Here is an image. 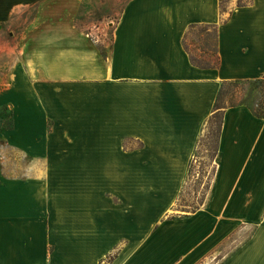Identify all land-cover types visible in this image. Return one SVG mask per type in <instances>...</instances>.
<instances>
[{
	"label": "crops",
	"instance_id": "obj_1",
	"mask_svg": "<svg viewBox=\"0 0 264 264\" xmlns=\"http://www.w3.org/2000/svg\"><path fill=\"white\" fill-rule=\"evenodd\" d=\"M223 3L0 0V130L34 161L0 184V264H264L248 106L222 110L206 196L176 210L222 84L264 77V0ZM192 25L215 26V66L192 59Z\"/></svg>",
	"mask_w": 264,
	"mask_h": 264
},
{
	"label": "rangeland",
	"instance_id": "obj_2",
	"mask_svg": "<svg viewBox=\"0 0 264 264\" xmlns=\"http://www.w3.org/2000/svg\"><path fill=\"white\" fill-rule=\"evenodd\" d=\"M228 0H224L222 6L226 7ZM108 34V38H110ZM201 38H208L213 44V31L206 32L202 26L196 27L192 30V33L187 36V42L189 46L194 50L196 54L199 53L198 46L196 43ZM109 45L110 43H104ZM243 86H241V89ZM228 92L233 89L232 87L226 88ZM241 96V93L238 95ZM239 99V98H238ZM231 101V100H230ZM229 101V102H230ZM226 102V100H225ZM4 112L3 124L9 122V112ZM218 126V118L215 120L213 125L214 131ZM208 129L205 130L202 143L200 144L194 161H192V167L190 169V175L187 174L182 191L180 193L176 210L179 212H190L195 210L204 200L208 185L210 184L212 172L214 168L213 148H214V137L207 135ZM8 132H2L0 130V184L7 183L9 179L24 180L29 178L30 167L33 166V160L29 159L25 155L21 148H18L8 142ZM207 136V137H206ZM209 136V137H208ZM248 231L244 229L239 232L231 241L223 246V249H230L231 246L238 244L246 236Z\"/></svg>",
	"mask_w": 264,
	"mask_h": 264
},
{
	"label": "trees",
	"instance_id": "obj_3",
	"mask_svg": "<svg viewBox=\"0 0 264 264\" xmlns=\"http://www.w3.org/2000/svg\"><path fill=\"white\" fill-rule=\"evenodd\" d=\"M210 26L206 25L204 28L207 30ZM213 27L214 33H216L215 26ZM195 28L194 25L191 26L190 30H193ZM186 49L189 50L188 46L185 45ZM200 50L205 56L201 54L200 61L192 57V59L197 63L201 64L202 66H215L218 63V55H217V49L216 45L212 46L209 41L205 39H201V43H199ZM241 86L243 88L241 89ZM227 87H232L233 89L228 92L226 89ZM239 93H244L242 96H238ZM239 98V99H238ZM226 100V102H225ZM231 100V101H230ZM230 101V102H229ZM238 104H244L248 106L252 112L258 116L264 118V77L253 79V80H247V81H241V80H233V81H226L222 84V87L220 88L218 95L216 97V101L214 104V112L211 115V117L208 120L207 129L208 134L212 135L214 137V148H213V155L212 158L214 159L217 151V139L218 134L220 130V122H221V113L224 108L227 106H234ZM4 107H0V128L7 129L12 128V113L9 112V122L7 124H3V117ZM218 118V126L216 128V131L212 130L213 125L215 123V120ZM208 136V137H209ZM207 137V136H206ZM202 140H200V144L202 143ZM192 161H194V158L190 161L188 166V175H190V169L192 167ZM215 165L213 168L212 176L214 174ZM212 179V177H211ZM210 185V184H209ZM208 185V188H209Z\"/></svg>",
	"mask_w": 264,
	"mask_h": 264
}]
</instances>
